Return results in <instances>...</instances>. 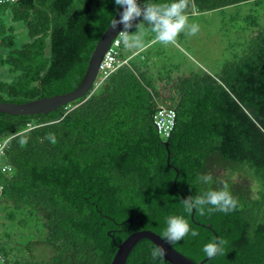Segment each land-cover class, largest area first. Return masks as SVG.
Returning <instances> with one entry per match:
<instances>
[{
    "label": "trees",
    "instance_id": "1",
    "mask_svg": "<svg viewBox=\"0 0 264 264\" xmlns=\"http://www.w3.org/2000/svg\"><path fill=\"white\" fill-rule=\"evenodd\" d=\"M119 9L115 0L0 3V16L11 14L0 18V69H6L0 101L26 103L77 89ZM212 10L247 34L242 52L232 53L219 73L176 75L171 64L158 67L154 44L129 54L121 42L119 57L127 62L107 77L99 73L86 95L47 114L0 112V142L9 138L0 155V222L26 228L37 219L36 233L46 230L24 241L4 232L0 250L9 264H111L131 233L161 235L173 215L199 233L171 244L192 261L264 264V0H194L187 14ZM19 22L28 36L22 44ZM144 30L152 39L146 22ZM164 105L177 114L167 137L154 121ZM209 173L211 184L198 179ZM224 181L239 201L235 211L185 210L182 200ZM216 239L227 243L210 259L203 247ZM42 246L46 257L37 252ZM155 246L140 239L126 264H171L152 258Z\"/></svg>",
    "mask_w": 264,
    "mask_h": 264
},
{
    "label": "clouds",
    "instance_id": "2",
    "mask_svg": "<svg viewBox=\"0 0 264 264\" xmlns=\"http://www.w3.org/2000/svg\"><path fill=\"white\" fill-rule=\"evenodd\" d=\"M115 4L122 7L123 11L119 14L120 18H114L111 21V27L115 29L123 25V30L118 33L119 42H122L126 49L144 50L153 44L160 43L163 45H176L177 38L181 33L189 36H195L199 32V25L189 23L187 9L190 4L194 6V0H171L170 3H145L143 7L138 0H115ZM143 22L136 24L137 32L130 34L129 30L134 26L133 22L139 18ZM145 22L148 25V31L154 34L153 38L146 41V32L144 30ZM47 139L56 143L55 136L49 134ZM9 141V138L3 141ZM20 145H26L27 140L21 139ZM8 144V143H7ZM8 146V145H7ZM205 183L211 184L213 176L209 173L198 177ZM185 210L189 213L196 210L200 215L205 214L206 206L208 213L223 212L225 214L235 211L239 201L229 190L227 181L222 182L219 189L209 188L202 194L189 196L182 200ZM191 232L192 237L199 235L197 231L191 230L188 221L179 215L169 216L166 221V227L161 238L169 243L176 244L183 240ZM227 242L223 239H216L204 245L203 252L208 258H213L223 252V246ZM166 255L164 247L156 245L151 249V256L154 260L163 261Z\"/></svg>",
    "mask_w": 264,
    "mask_h": 264
},
{
    "label": "rangeland",
    "instance_id": "3",
    "mask_svg": "<svg viewBox=\"0 0 264 264\" xmlns=\"http://www.w3.org/2000/svg\"><path fill=\"white\" fill-rule=\"evenodd\" d=\"M10 15L11 14L8 12L5 16H0V18L5 17L4 21H9L11 19ZM189 23H196L199 25V32L195 36L181 33L177 38L176 45L154 44V55L157 56L156 54L159 53L162 57H159V68L166 66V64H171L180 71L177 72L175 69V72L174 69L171 68L174 71L173 74L176 75L188 74L190 71H198L200 69L216 74L220 72L222 65L232 58V53L242 52L247 34L242 33V29H237V25L229 20V17L221 11L212 10L195 13L189 16ZM240 24H242V22ZM15 25L18 31V43H25L28 40L25 25L21 22ZM231 44H235V46L231 47ZM166 60L169 62H166ZM5 71L6 69H0V76L1 74L2 76L5 75ZM3 215L4 209L0 208V216ZM36 223L40 226L41 221L36 219L34 225L21 228L12 222H0V237L3 238V233L8 231V229L22 236L23 241L44 236L46 230L43 228L40 229L39 234L36 233L38 227ZM7 247H10V245L7 244ZM48 249L49 248L42 246V248L40 247V249H37V252L42 256L44 251L46 257L48 255ZM12 256L10 252V258H12Z\"/></svg>",
    "mask_w": 264,
    "mask_h": 264
},
{
    "label": "water",
    "instance_id": "4",
    "mask_svg": "<svg viewBox=\"0 0 264 264\" xmlns=\"http://www.w3.org/2000/svg\"><path fill=\"white\" fill-rule=\"evenodd\" d=\"M122 11L123 8L120 7L118 13L114 18L119 19V14ZM110 24L98 40L90 57L89 66L84 80L77 89L65 94L39 98L26 103L0 101V112L19 115L38 113L47 114L51 111L57 110L60 106L79 99L80 97L90 92L93 89L95 81L99 74V64L103 59L106 51L108 50L110 44L112 43V40L116 37L119 30L123 26L119 25L118 27L113 29ZM142 238H147L151 240L155 245L164 247L166 250V255L164 258L171 264H202L205 261H192L181 251L173 247L171 244L165 242L161 238V235H159L158 233L150 229H143L131 233L122 243L117 245V251L111 264H126L128 255L131 252L132 248Z\"/></svg>",
    "mask_w": 264,
    "mask_h": 264
},
{
    "label": "built area",
    "instance_id": "5",
    "mask_svg": "<svg viewBox=\"0 0 264 264\" xmlns=\"http://www.w3.org/2000/svg\"><path fill=\"white\" fill-rule=\"evenodd\" d=\"M17 0H0V3H11L15 2ZM140 0H138V3ZM135 20L133 22H136ZM133 28V27H132ZM132 28L129 30V32L132 31ZM123 26L119 30L122 31ZM118 32V33H119ZM116 37L112 40V43L110 44L108 50L106 51L103 59L101 60L99 64V73H101L103 76L107 77L109 76L113 71H115L116 68L119 66L123 65L127 60L121 59L119 57V48L121 45V42H119V37ZM99 75V74H98ZM176 110L172 106H161L157 113L154 115V121L156 123L158 131L164 135V136H169L176 124ZM8 140L0 142V155L4 154L5 148L7 147ZM5 168L0 167V174L2 170ZM2 188L0 184V189ZM0 264H9L7 261V258L5 254L0 250Z\"/></svg>",
    "mask_w": 264,
    "mask_h": 264
},
{
    "label": "crops",
    "instance_id": "6",
    "mask_svg": "<svg viewBox=\"0 0 264 264\" xmlns=\"http://www.w3.org/2000/svg\"><path fill=\"white\" fill-rule=\"evenodd\" d=\"M135 50H136V49H129V51H131L129 54H133V53H135Z\"/></svg>",
    "mask_w": 264,
    "mask_h": 264
}]
</instances>
